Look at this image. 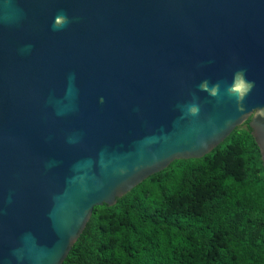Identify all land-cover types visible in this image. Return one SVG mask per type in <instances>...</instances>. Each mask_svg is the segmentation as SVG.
<instances>
[{"label": "water", "instance_id": "95a60500", "mask_svg": "<svg viewBox=\"0 0 264 264\" xmlns=\"http://www.w3.org/2000/svg\"><path fill=\"white\" fill-rule=\"evenodd\" d=\"M245 123L264 168V0H0V264H62L95 207Z\"/></svg>", "mask_w": 264, "mask_h": 264}, {"label": "trees", "instance_id": "16d2710c", "mask_svg": "<svg viewBox=\"0 0 264 264\" xmlns=\"http://www.w3.org/2000/svg\"><path fill=\"white\" fill-rule=\"evenodd\" d=\"M244 127L95 207L62 264H264V168Z\"/></svg>", "mask_w": 264, "mask_h": 264}, {"label": "clouds", "instance_id": "9594fccd", "mask_svg": "<svg viewBox=\"0 0 264 264\" xmlns=\"http://www.w3.org/2000/svg\"><path fill=\"white\" fill-rule=\"evenodd\" d=\"M69 22L70 21L67 15L63 12H60L54 18L52 28L54 31L61 30L64 27H66ZM253 87H254V83L247 80L244 71L241 70V71H237L234 74L233 82L231 86L226 89V91L229 96H234L237 102L241 103ZM201 88L206 90V85L202 84ZM211 94L216 95V88H213ZM197 111H198L197 108L195 107L191 108V112L193 114H195Z\"/></svg>", "mask_w": 264, "mask_h": 264}, {"label": "rangeland", "instance_id": "374dc122", "mask_svg": "<svg viewBox=\"0 0 264 264\" xmlns=\"http://www.w3.org/2000/svg\"><path fill=\"white\" fill-rule=\"evenodd\" d=\"M239 128H245V127H244V125H243V126H241V127H239Z\"/></svg>", "mask_w": 264, "mask_h": 264}, {"label": "flooded vegetation", "instance_id": "af4514ba", "mask_svg": "<svg viewBox=\"0 0 264 264\" xmlns=\"http://www.w3.org/2000/svg\"><path fill=\"white\" fill-rule=\"evenodd\" d=\"M243 125H244V124H243ZM243 125H242V126H243Z\"/></svg>", "mask_w": 264, "mask_h": 264}]
</instances>
